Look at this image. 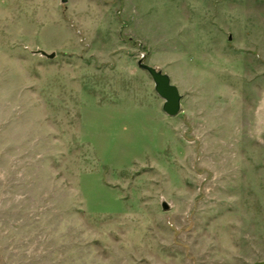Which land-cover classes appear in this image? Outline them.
<instances>
[{
	"label": "rangeland",
	"instance_id": "1",
	"mask_svg": "<svg viewBox=\"0 0 264 264\" xmlns=\"http://www.w3.org/2000/svg\"><path fill=\"white\" fill-rule=\"evenodd\" d=\"M0 264H264V0H0Z\"/></svg>",
	"mask_w": 264,
	"mask_h": 264
},
{
	"label": "water",
	"instance_id": "2",
	"mask_svg": "<svg viewBox=\"0 0 264 264\" xmlns=\"http://www.w3.org/2000/svg\"><path fill=\"white\" fill-rule=\"evenodd\" d=\"M61 1L67 2L68 0ZM34 53L41 54L50 59L56 56L55 52L48 53L43 49H38ZM138 65L152 76L156 92L164 99L163 111L169 116L178 115L182 111L183 94L180 92L178 86L172 82L170 75L161 68L144 62V59H140ZM161 205L164 210L171 208V204L167 200H162Z\"/></svg>",
	"mask_w": 264,
	"mask_h": 264
}]
</instances>
